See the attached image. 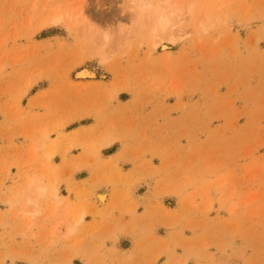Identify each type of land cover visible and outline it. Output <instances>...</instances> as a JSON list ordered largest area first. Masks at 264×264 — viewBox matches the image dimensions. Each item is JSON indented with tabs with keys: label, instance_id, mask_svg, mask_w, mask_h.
<instances>
[{
	"label": "rangeland",
	"instance_id": "1",
	"mask_svg": "<svg viewBox=\"0 0 264 264\" xmlns=\"http://www.w3.org/2000/svg\"><path fill=\"white\" fill-rule=\"evenodd\" d=\"M0 264H264V0H0Z\"/></svg>",
	"mask_w": 264,
	"mask_h": 264
},
{
	"label": "bare ground",
	"instance_id": "2",
	"mask_svg": "<svg viewBox=\"0 0 264 264\" xmlns=\"http://www.w3.org/2000/svg\"><path fill=\"white\" fill-rule=\"evenodd\" d=\"M140 1H142V0H140ZM167 2V1H166ZM140 4V9H144L146 6H147V2L145 1H143V2H140L139 3ZM167 5V4H166ZM180 5V4H179ZM45 7V6H44ZM43 7V8H44ZM79 8H78V16H79V18L83 15V4H80L79 6H78ZM165 7L166 6H163V8L165 9ZM45 9V8H44ZM172 9V8H171ZM174 9V8H173ZM169 10V12L167 11V12H164V11H156V10H150L149 11V24L151 25V27H150V29H151V33H154L156 36L158 35V36H160V35H162V34H164V33H166V32H170V34H171V28L173 29V27H176V25H177V23L175 24V22H174V24H175V26H173L172 27V25H171V18H172V15L174 14V13H176V15H178L179 17L181 16V14H184L183 12L181 13V10L179 9V8H177L176 10L174 9V10ZM130 10L132 11V12H134V8L133 7H130ZM163 10V9H162ZM191 11V8H190V5L188 6V12H190ZM136 12V11H135ZM138 12V11H137ZM61 14V13H60ZM59 13H56V14H53L52 16H51V18H50V20H49V22L51 23V24H55V23H57L60 19H61V15H60ZM147 14V15H148ZM185 15V14H184ZM68 16V15H67ZM178 17V18H179ZM182 17H183V15H182ZM182 17H180L179 19H178V21H177V19H176V21L177 22H179V24H180V22H182ZM69 18V17H68ZM184 19V18H183ZM185 20V19H184ZM148 22V21H147ZM203 26V25H202ZM206 28V27H205ZM204 28V29H205ZM175 29H177V28H175ZM199 29V28H198ZM201 30V29H200ZM175 31V30H174ZM177 31H178V29H177ZM199 31V30H198ZM168 32V33H169ZM179 32H180V30H179ZM173 33V32H172ZM176 33V32H175ZM174 33V34H175ZM156 38V37H155ZM157 40V39H156ZM156 40H152V41H156ZM153 42V43H154ZM159 42V41H158ZM162 46V45H161ZM163 47V46H162ZM92 70V69H91ZM76 75L78 76V77H86V76H92L93 75V72L92 71H90L88 68H82V69H80V70H78L77 71V73H76ZM31 182V181H30ZM29 182V183H30ZM28 183V184H29ZM43 194V189L42 188H38V195H42ZM53 194H54V192H53ZM55 195V194H54ZM98 195V194H97ZM104 194L102 193V194H99L98 195V199L100 200V201H103V199H104ZM37 198V196L33 199L34 200V202L36 203V201H35V199ZM29 199V198H28ZM27 199V200H28ZM30 200V199H29ZM31 201H32V199H31ZM32 203V202H31ZM73 224V223H72ZM72 227H73V225H72ZM74 229V228H73ZM70 231H72V230H70Z\"/></svg>",
	"mask_w": 264,
	"mask_h": 264
}]
</instances>
